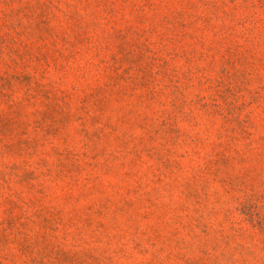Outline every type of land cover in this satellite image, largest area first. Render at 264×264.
Returning a JSON list of instances; mask_svg holds the SVG:
<instances>
[{"label":"rangeland","instance_id":"374dc122","mask_svg":"<svg viewBox=\"0 0 264 264\" xmlns=\"http://www.w3.org/2000/svg\"><path fill=\"white\" fill-rule=\"evenodd\" d=\"M0 264H264V0H0Z\"/></svg>","mask_w":264,"mask_h":264}]
</instances>
